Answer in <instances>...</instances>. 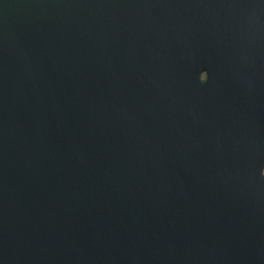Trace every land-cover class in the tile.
Here are the masks:
<instances>
[{"label": "water", "instance_id": "obj_1", "mask_svg": "<svg viewBox=\"0 0 264 264\" xmlns=\"http://www.w3.org/2000/svg\"><path fill=\"white\" fill-rule=\"evenodd\" d=\"M0 264H264V0H0Z\"/></svg>", "mask_w": 264, "mask_h": 264}, {"label": "clouds", "instance_id": "obj_2", "mask_svg": "<svg viewBox=\"0 0 264 264\" xmlns=\"http://www.w3.org/2000/svg\"><path fill=\"white\" fill-rule=\"evenodd\" d=\"M205 82H207V81H205Z\"/></svg>", "mask_w": 264, "mask_h": 264}]
</instances>
